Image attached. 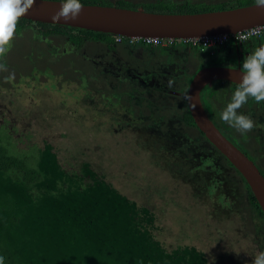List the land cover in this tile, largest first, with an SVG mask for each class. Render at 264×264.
Returning <instances> with one entry per match:
<instances>
[{
  "label": "rangeland",
  "instance_id": "rangeland-1",
  "mask_svg": "<svg viewBox=\"0 0 264 264\" xmlns=\"http://www.w3.org/2000/svg\"><path fill=\"white\" fill-rule=\"evenodd\" d=\"M234 8L230 5L226 9ZM24 27L22 32L16 29L19 32L13 41L21 43L15 52L34 48L38 54L35 57H46V45L42 51L32 42L38 32V39L51 40L58 46L57 57L40 60L43 63L36 64L40 70L31 69L27 76L11 80L12 90L0 89L1 145L30 163L37 161L38 149L50 145L59 165L68 172H78L87 163L99 178L137 206L148 209L152 217L150 233L166 251L195 248L204 254L206 264H252L256 255L264 252V224L248 206L238 177L197 136L196 130L181 123L185 96H158L157 91H143L142 85L134 89L127 81H120L117 88H111V83L105 85L108 91L116 89L107 95L101 90V79L90 80L83 74V59L97 64L102 61L97 57L100 44L85 40L77 30L64 34L35 23ZM111 38L115 39H108ZM256 41L259 47L264 37ZM243 45L240 49L245 52ZM172 51L173 54L166 52L168 57H179ZM211 51L217 50H200L207 54ZM193 57L187 66L191 70L199 62ZM10 60L15 64L8 68L9 74L19 76L25 63ZM149 61L154 66L163 59L157 56ZM236 62L216 58L200 61L198 66L236 67ZM49 65L51 69L47 70ZM165 67L169 69L170 64L156 69L162 71ZM148 77L151 75H145ZM132 97L139 100L134 105L126 103ZM244 109L243 105L240 112L244 113ZM259 120L254 119L258 124L254 122V128L247 133L261 137ZM255 143L264 148L261 140Z\"/></svg>",
  "mask_w": 264,
  "mask_h": 264
},
{
  "label": "trees",
  "instance_id": "trees-1",
  "mask_svg": "<svg viewBox=\"0 0 264 264\" xmlns=\"http://www.w3.org/2000/svg\"><path fill=\"white\" fill-rule=\"evenodd\" d=\"M80 2L83 5L133 10L140 8L154 13H199L226 10L230 5L237 8L255 4L254 0ZM28 22L31 21L20 19L18 24ZM38 25L64 34L68 30H77L85 40L101 44L113 42L108 39L114 36L111 34L43 23ZM73 40L77 42L76 38ZM124 42L125 49L122 50L125 58L132 54L136 44H130L126 40ZM144 46L140 44L138 47ZM164 62L157 64L162 65ZM180 67L173 63L169 68L175 78L170 77L171 83L175 81L171 87L173 91L185 94L194 73L189 74L186 67ZM46 68L51 69V66ZM84 68L86 70L83 74L87 76L86 65ZM236 87L237 85L226 81H216L201 92V102L206 113H213L215 108L220 112V108L226 106L225 102L231 101ZM162 88L163 85L157 88V95L162 94ZM220 90H225V94ZM247 105L250 112H256L258 116L264 115V101L257 103L249 98ZM181 123L184 127L196 130L197 136L231 168L239 179L248 206L264 224L263 214L245 180L196 128L186 104ZM234 138L242 149L231 143L258 164L256 155L245 154L258 145L255 143L257 135L241 134ZM263 166H258V170L264 176ZM151 224L152 217L147 208L139 207L127 199L99 178L87 163L82 164L78 172H68L59 165L50 145L38 149L37 161L30 163L0 144V255L5 258V264H206L204 254L195 248L177 247L170 252L166 251L151 235Z\"/></svg>",
  "mask_w": 264,
  "mask_h": 264
},
{
  "label": "water",
  "instance_id": "water-1",
  "mask_svg": "<svg viewBox=\"0 0 264 264\" xmlns=\"http://www.w3.org/2000/svg\"><path fill=\"white\" fill-rule=\"evenodd\" d=\"M64 1L35 0L21 19L59 25L124 38L187 40L238 32L264 25V8L255 4L234 9L199 13H154L143 9L83 5L78 19L54 22L52 16ZM240 67L209 66L199 69L190 80L185 104L196 128L205 139L239 172L248 185L264 217V176L255 164L236 148L209 119L201 102V91L216 81L240 83ZM191 96V102L186 97Z\"/></svg>",
  "mask_w": 264,
  "mask_h": 264
},
{
  "label": "flooded vegetation",
  "instance_id": "flooded-vegetation-1",
  "mask_svg": "<svg viewBox=\"0 0 264 264\" xmlns=\"http://www.w3.org/2000/svg\"><path fill=\"white\" fill-rule=\"evenodd\" d=\"M27 21H29V20H27ZM32 23H35L37 26H39L37 22H32ZM32 23L31 22L20 23V24H18L17 27H19L20 32H22L24 25L27 26L28 24H32ZM41 28H43V27H41ZM16 32H19V31L16 30ZM38 34L39 33L37 32L34 34V36L32 35L33 36L32 42L35 43L37 45V47H39V48H42L43 44L46 45V48H45L46 53H47L45 55L46 57L43 58L42 56H40L43 59H38L37 57H35V55L38 56V54L34 48L31 51H28V50H25L24 52L20 51V54H18V52H15V51L18 50V47L20 46L21 42L12 41L11 46L9 48V51L2 58L3 61L0 62V63H4L6 68H7V71H4L5 72L4 75H3V72L0 73V89L7 88V91L12 90L11 82L13 80H15L16 77L27 76L29 74L30 70L34 69V68L36 70H40L39 67L36 66V64L40 60H42V61L47 60L45 58H47L48 56L49 57H51V56L57 57L56 52L58 51V46H54L51 40H44L43 38L38 39L37 38V37H39ZM261 37H264V35ZM256 39H254V38L249 39L248 41H245V42H239V41H233V40L228 41L225 44H223L222 46L213 48L217 51L216 52L211 51L208 53L209 55L207 53L200 52V49L190 46L189 43H187V42H185V43L174 42L171 45L155 46V47L145 45L142 48L138 47L139 45H135L136 53H134V50H133L132 54L129 56V57H132L135 59L126 60L124 58V52L122 50V49H125L124 48L125 42L122 43L121 45H119L118 43L116 44V42L114 41L113 38H111V41H113V42H110L109 44H105V43L101 44V43L92 41L93 44H100L101 45L100 54L97 55L98 59H102V61L99 64H97V62L93 63V61L91 59H83V60L86 63V67L88 69V71H87L88 79H90V80L97 79V78L101 79L103 81L101 90L103 89L105 91L104 93L105 94L107 93V95H112V93H114L116 91V89L115 90L111 89L108 91V89H106L104 87L105 85H108L109 83H111V86H112L111 88H113V87L117 88V85L120 83V81H122V82L127 81V83H129L130 87L137 89V90L142 85L141 87L144 89L143 91L146 90L145 92H147V93L148 92L152 93V91H157L158 89H156V88H159L160 85H163L164 88H162L163 89L162 95H164V93H166L169 96L170 95H172V96L173 95L185 96V94L182 92L173 91L171 84H175V81L173 83H171V81H170V77L173 78V75H174L173 72L171 73V71H169L171 69H168L165 67L162 71H159L156 69L158 64L151 66L153 62L151 63V61H149L150 59H155L158 56L161 59H163V62L165 59L169 60L168 62L165 60L166 62H164L162 65H158L160 68L166 64H170V67H171V65L173 66V63H177L178 65L181 66L180 68H182V66H183V67H186L187 69L190 67L189 65H190L191 59L194 58L193 55H195V58H197V61H199V62L200 61L208 62V61H212L213 59H216V58L217 59H221V58L222 59H229V62L233 59H236V61H237L236 67L241 68V65H242L244 58H246L255 48L258 47V43H257ZM26 42H28V41H26ZM73 43H74V41H73ZM74 44H76V43H74ZM82 44H83V42H82ZM241 45L245 46V52H243V49H240ZM168 47H169V49H166ZM43 49L44 48H42V51H43ZM172 50H174L176 53H178L179 57H177V58L168 57L166 52L168 51L169 53L173 54ZM38 52H39V50H38ZM141 52L144 55H141ZM232 52L235 53L234 56L230 54ZM121 53H122V55H121ZM245 53H247V54H245ZM180 57H181V59H179ZM10 59H17V61L20 64H21V62L25 63V66L22 67L21 69H19V76L18 75L17 76H11L9 74L10 70H8V68L9 67L12 68V66L15 64V62H13ZM36 59H38V60H36ZM42 61H40V63H43ZM132 61H135V62L132 63ZM199 62L197 63V65L192 66L193 70L190 69L191 71L188 70L187 72L189 74L190 73L195 74L199 69L203 68V67L198 66ZM159 64H160V62H159ZM187 66H189V67H187ZM209 66H212V65H209ZM146 67L152 68V69H147ZM236 67H230V68H236ZM23 69H26L25 73L22 72ZM150 70L159 71V72H151ZM184 70H186V69H184ZM180 72L181 71L179 70L178 73H180ZM147 74L151 75V77L145 78V75H147ZM173 79H175V78H173ZM25 82L26 81H24V83ZM213 83L210 86H212ZM120 84H122V83H120ZM123 85H124V83H123ZM210 86L205 87L201 92L205 91L206 88H209ZM187 87H188V85H187ZM94 88H95V86H94ZM120 90H122V89H120ZM186 91H187V88H186ZM186 91H185V93H186ZM220 92L225 94V90H220ZM158 95L162 96L160 93ZM200 97H201V94H200ZM137 100H139V99L132 97L131 102L127 101L126 103L132 104L133 102L135 103V101H137ZM134 103H133V105H134ZM203 107H204V105H203ZM244 108H245L243 110L244 113L240 112L241 111L240 109L238 110V112L241 114H247V116H249L253 121H254V119L256 120L257 118H260L261 120H259V121L262 123L260 126V128L262 129L260 131L261 137H259L258 134H252V133H246V134L257 135L258 140H261L264 144V115L262 114V116H258L256 114V112L255 113H252V111L250 112V108L247 105V103L244 104ZM216 109L217 108H215L214 111H216ZM147 110H149V108H147ZM144 111H146V110H144ZM205 111H206V109H205ZM214 111H213V113H209V115L207 113L209 119L213 122L214 125L216 124V126L220 129V132L222 134H224V136L227 137V139L230 142L235 144V146H237L238 148L242 149L241 144L239 142L235 143V140H234L235 139L234 136L241 135V133L238 132L235 128L229 126L224 121H221L220 117H217L223 111L222 108H220V112L216 111L215 114H214ZM213 114L215 117L213 116ZM215 119H217V121ZM221 122H224L226 126L222 125ZM254 122L256 124H258L257 121H254ZM228 129L230 130V132L232 131L231 134L229 133ZM245 154L256 155L257 162L259 161L258 164L253 162L247 155H245V156H247L255 164V166L257 168L261 167V165L262 166L264 165V148L262 149L261 146L255 145V148H253L251 151L245 152Z\"/></svg>",
  "mask_w": 264,
  "mask_h": 264
},
{
  "label": "clouds",
  "instance_id": "clouds-1",
  "mask_svg": "<svg viewBox=\"0 0 264 264\" xmlns=\"http://www.w3.org/2000/svg\"><path fill=\"white\" fill-rule=\"evenodd\" d=\"M35 0H0V59L9 51L19 20L33 7ZM255 7L264 8V0H254ZM83 10L80 0H64L59 11L53 16L54 22L78 19ZM0 71H7L4 63H0ZM241 80L232 95L231 101L221 112V119L235 128L242 135L254 128V121L238 110L248 102L249 98L260 103L264 101V44L255 48L244 58L241 68ZM191 102L192 97H186ZM0 264L5 258L0 255ZM252 264H264V252L253 259Z\"/></svg>",
  "mask_w": 264,
  "mask_h": 264
},
{
  "label": "built area",
  "instance_id": "built-area-1",
  "mask_svg": "<svg viewBox=\"0 0 264 264\" xmlns=\"http://www.w3.org/2000/svg\"><path fill=\"white\" fill-rule=\"evenodd\" d=\"M264 35V25L254 27L248 30H244L242 32H238L235 35H216V36H209V37H201L196 39H187V40H177V39H160V38H124L120 36L115 37L116 43L124 42L125 40L128 41L130 44L136 45H146V46H165L171 45L174 42H181V43H189L190 46L197 47L198 49H209V48H216L222 46L228 41H239L245 42L249 39H256L260 38Z\"/></svg>",
  "mask_w": 264,
  "mask_h": 264
}]
</instances>
